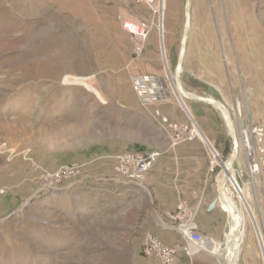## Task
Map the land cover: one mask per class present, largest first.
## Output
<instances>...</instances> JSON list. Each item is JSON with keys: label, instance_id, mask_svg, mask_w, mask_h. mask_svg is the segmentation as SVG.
<instances>
[{"label": "rangeland", "instance_id": "374dc122", "mask_svg": "<svg viewBox=\"0 0 264 264\" xmlns=\"http://www.w3.org/2000/svg\"><path fill=\"white\" fill-rule=\"evenodd\" d=\"M151 1L0 0V264H160L142 254L146 233L177 248L174 264H219L202 251L204 242L221 245L228 232L219 204L202 211L207 221L197 232L205 240L189 255L144 190L84 174L101 156L161 150L170 122L191 123L170 85L184 0ZM174 12L177 25L168 35ZM124 22L149 32L138 59ZM191 23L183 74L191 77L202 46L211 44L209 71L218 82L202 84L206 95L201 84H187L190 91L219 99L234 125L264 128V0H192ZM143 74L162 78L169 100L141 106L130 78ZM196 114L203 141L224 163L231 143L219 113ZM242 155L233 165L242 179L232 173L247 197L234 201L245 230L237 264H264V189L246 175ZM75 164L72 178L50 184ZM214 171L219 178L221 166Z\"/></svg>", "mask_w": 264, "mask_h": 264}, {"label": "built area", "instance_id": "2783aa9c", "mask_svg": "<svg viewBox=\"0 0 264 264\" xmlns=\"http://www.w3.org/2000/svg\"><path fill=\"white\" fill-rule=\"evenodd\" d=\"M150 5L151 0H133ZM222 3L232 0H220ZM154 12H157L155 10ZM122 29L130 35L132 44V52L135 59L142 56L145 48V41L148 36V30L132 22H124ZM160 35V32L158 30ZM132 91L136 95L138 101L143 106L152 105L169 97V90L162 78L151 75H134L130 78ZM177 100V99H176ZM178 102V101H177ZM190 124L170 122L169 123V142L170 147H175L178 144L186 142L187 140L199 139L197 132V125L190 119ZM237 140L239 148L243 153L245 160V173L248 178L264 189V128L255 124H240L236 129ZM200 140V139H199ZM201 141V140H200ZM202 142V141H201ZM205 144V143H204ZM208 149V159L210 171L221 166L220 154L216 151L214 156L213 150L210 146L205 144ZM161 156L159 150L151 151H123L116 154L108 155L107 157L113 161V170L115 174L124 180L126 184L138 185L142 182L145 174L152 168L158 158ZM216 158L218 161H216ZM76 164L69 169L59 170L49 180L52 182H61L72 178L76 171ZM234 175V174H232ZM236 178V177H235ZM57 184V183H56ZM240 184V183H239ZM242 186V184H240ZM53 186H48L52 188ZM244 186V185H243ZM235 193H240V189H234ZM173 228L190 246L187 249L189 255L200 253V244L205 240L197 232V225L194 221V211L184 200H179L175 206V210L167 216ZM142 254L145 257H155L160 264H174L177 248L174 246H167L155 235L146 233L142 240Z\"/></svg>", "mask_w": 264, "mask_h": 264}, {"label": "crops", "instance_id": "0c3cea01", "mask_svg": "<svg viewBox=\"0 0 264 264\" xmlns=\"http://www.w3.org/2000/svg\"><path fill=\"white\" fill-rule=\"evenodd\" d=\"M233 1L234 0L222 3L220 0H218V3L230 4ZM216 2L217 0H212V3L214 5H216ZM191 15H192V10H191ZM177 20H178V13L174 12V17L172 19V22L171 23L167 22L166 33L168 35L172 34V31L175 29L177 25ZM163 26H164V23H163ZM190 31H191V26H190ZM189 35H190V32H189ZM162 36H163L162 37V45H163L162 47L164 50L165 58L167 59L166 51H165L164 33L162 34ZM158 39H159V33H158ZM147 41L148 42H147L146 49L148 51H151L153 44L151 42L150 37L148 38ZM188 42H189V36H188L187 44ZM158 44L160 48V40ZM201 49L202 51H204V53L202 52L198 54L197 59H196L198 61L197 66L196 64H194V67H193L194 71L191 77L190 76L187 77L186 75L188 74H183V65H184L185 58H186V53H185L184 61L182 64V72L180 74V80H181L183 87L188 92L193 93V94H197V93L190 91L189 89L190 87L187 84H201L202 86V88H200L202 92L201 94L206 95L208 94L207 92L208 87L202 84L213 83L216 81L218 82V78L215 75V73L211 74L209 71V68L213 66V64L211 62L210 56L206 52L211 51V44L210 45L204 44ZM163 66H164V70L167 71L164 63H163ZM209 89H211V86L209 87ZM204 95H201V96H204ZM168 98L161 100L157 103H154L152 105L164 103L167 100H169ZM135 99L138 101L136 95H135ZM215 100H217L220 104H222L219 101V99H215ZM185 102H186L185 106L188 112L189 113L194 112V116L195 115L197 116L196 114L197 112L199 115L201 110L213 109L205 104H202L196 101H185ZM138 103L141 106H143L139 101ZM152 105H148V106H152ZM234 115L235 114H233V116ZM173 122H178V121L176 120ZM179 123H183V122H179ZM240 124H247V122L246 123L242 122V123H238L234 125L235 130L238 129ZM248 124H252V122L251 123L248 122ZM255 125H259V124H255ZM224 131H225L224 135H226V140L229 141L230 138L225 128H224ZM201 141L199 139H190L172 148L170 147L169 131H168L167 147H164L161 150H159L161 152V156L158 158V160L152 166V168L145 174L144 179L138 185L126 184V182H124L123 179L119 178L113 170V161L107 157L108 155L101 156L99 160L102 163L97 164V165L94 164L92 166V169L84 168V174L87 175L86 172L90 170L91 172L95 173L96 175L95 177H100V180L103 182L102 184L104 185L106 183L107 184L113 183L114 186H117L115 184H123L126 186L138 187L141 190H144L147 196H149L151 203L155 204V207L158 212L156 215L162 216L160 218H163V216H165L166 218V216H168L169 213L174 212L177 202L179 200H184L187 202L190 208H192V210L194 211V221L199 230L202 227V222L205 225V221H207L206 217L202 214V211L204 209L210 210L209 206L212 204L215 198L213 196H215V194L217 196V185H218V181L221 176V173H222L221 172L219 175V178H217V175H215L216 172L210 171L209 159H208V154H207L208 149H207V146L205 145L206 143L203 140ZM230 143H231V140H230ZM208 145L211 146L210 143H208ZM213 154L214 156H216L215 151L213 152ZM240 154L242 155L243 153L239 148V155ZM233 172H237L238 178L240 181L243 177L240 170L233 169L232 173ZM97 175H101V176H97ZM226 187L229 189L230 192L233 190V185L231 184V181L228 178L226 181ZM206 214H208V211L206 212ZM161 224L163 225V223ZM244 232L242 234V238L244 236Z\"/></svg>", "mask_w": 264, "mask_h": 264}, {"label": "water", "instance_id": "95a60500", "mask_svg": "<svg viewBox=\"0 0 264 264\" xmlns=\"http://www.w3.org/2000/svg\"><path fill=\"white\" fill-rule=\"evenodd\" d=\"M191 10H192V0H184L183 5V27H182V33L179 43V50L176 58L175 67L172 73V78L170 79L172 89L174 90L176 94V99L178 101L179 106L184 109L186 114L188 115L189 119H192V116L188 112L186 106L184 105L185 101H196L202 104H205L214 110H216L222 120V123L224 125V128L231 140V151L224 163H221L222 173L220 176V192H221V198L223 201V204H221V209L228 213V237H229V243L231 244V250L227 252L226 255V263L225 264H233V258L234 255L238 253L240 249V245L242 242V237L240 236V232H242V229L236 228V212L233 210L232 206L230 205L226 195L224 194V185L226 178L230 180V177L233 171V165L236 163L238 156H239V144L237 140L236 130L234 126L232 125V121L230 119V116L226 110V108L220 104L217 100L201 96L197 94H193L188 92L182 85L180 80V74L182 72V64L184 61L185 53H186V46H187V40L190 32V26H191ZM160 18V15H159ZM160 22V20H159ZM194 123V121H193ZM196 125V123H194ZM211 147V146H210ZM237 179V178H236ZM233 180V178H232ZM238 181V180H237ZM219 203V199L217 197L216 200L212 202V204L209 206V209H212Z\"/></svg>", "mask_w": 264, "mask_h": 264}, {"label": "bare ground", "instance_id": "6f19581e", "mask_svg": "<svg viewBox=\"0 0 264 264\" xmlns=\"http://www.w3.org/2000/svg\"><path fill=\"white\" fill-rule=\"evenodd\" d=\"M171 89H172V87H171ZM172 92H173V95H174L175 92H174L173 89H172ZM232 125L234 126L233 122H232ZM196 130H197V132L199 131L198 128ZM198 137H199L200 140H203L200 132H198ZM216 160H217V158H216ZM231 176L233 177L232 174H231ZM232 177H231V179H232ZM227 178H226V181H227ZM233 180L237 183V185L235 187V189L237 188V192H238V189L241 188L240 189V193L238 192V194H236L235 191H234V187H233V190L230 192L229 189L226 188V181H225L224 194L226 195V197H227L230 205L232 206L233 210L236 212V228L238 230L242 229L241 230L242 232H240V236H239V237H242V234H243V231H244V221H243V217H242V215L240 213V208H238L236 206L234 201L238 202V195H240L241 200H243V202L245 203L243 198L247 199V197H246V194L244 193L243 187L239 184L237 179L233 178ZM219 182H220V178H219L218 185H217V197L219 199V204L221 206V204H223V201H222V198H221ZM242 190H243V193H242ZM243 194H244V196H243ZM226 215H227V218H228V213L227 212H226ZM228 241H229V237H228V232H227L225 237H224V241H223V243L221 245H214V244L212 245L211 241H209V242H204V244L202 242L199 246L201 248V246L203 244L202 251H204L210 258H214L216 260V262L218 261L219 264H225L226 263L227 252L231 250V244ZM238 254H239V251H238L237 254L234 255L233 264H237Z\"/></svg>", "mask_w": 264, "mask_h": 264}, {"label": "trees", "instance_id": "16d2710c", "mask_svg": "<svg viewBox=\"0 0 264 264\" xmlns=\"http://www.w3.org/2000/svg\"><path fill=\"white\" fill-rule=\"evenodd\" d=\"M228 153H229V150L227 149L226 155H228Z\"/></svg>", "mask_w": 264, "mask_h": 264}]
</instances>
